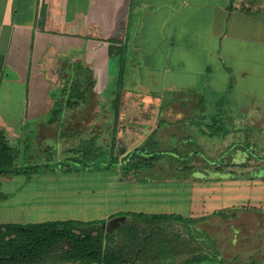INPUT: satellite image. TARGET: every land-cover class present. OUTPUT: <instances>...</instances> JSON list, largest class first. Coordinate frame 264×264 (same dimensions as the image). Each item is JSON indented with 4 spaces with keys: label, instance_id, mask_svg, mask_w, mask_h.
I'll use <instances>...</instances> for the list:
<instances>
[{
    "label": "crops",
    "instance_id": "0c3cea01",
    "mask_svg": "<svg viewBox=\"0 0 264 264\" xmlns=\"http://www.w3.org/2000/svg\"><path fill=\"white\" fill-rule=\"evenodd\" d=\"M75 63L93 72L98 93L118 80L120 75L114 73L119 66L127 83L122 98L126 122L131 111H137V100H141L138 107L180 100L196 108L199 102L208 107V100L215 98L213 110L223 109L231 129H247L249 122L264 115V0H0V84L5 73L9 79L13 72L26 83L34 78L33 88L40 92L34 106L32 102L29 108L28 102L18 127L5 128L14 143L23 148L28 135L32 143H39L46 130L55 134V126L49 123L48 94L56 90L59 72H70ZM178 114L160 112L154 118L171 121L175 117L173 121L187 124L197 116ZM156 128L154 124L143 131ZM176 128L185 130L184 125ZM187 129L197 130L188 124ZM83 173L46 170L0 177V190L6 195L0 201V224L120 216L127 221L125 212L181 214L154 209L164 208L170 200L189 202L188 213L181 214L187 217L215 211L206 214L200 208L197 213L193 196H169L165 188L155 186L162 187L159 182L127 178L125 196H114L118 195L112 188L115 182L100 191L102 196H94V189L80 188L96 177ZM37 181L46 187L36 190ZM143 205L147 209H139ZM5 213H16L21 219H4ZM258 261L264 264V258Z\"/></svg>",
    "mask_w": 264,
    "mask_h": 264
},
{
    "label": "trees",
    "instance_id": "16d2710c",
    "mask_svg": "<svg viewBox=\"0 0 264 264\" xmlns=\"http://www.w3.org/2000/svg\"><path fill=\"white\" fill-rule=\"evenodd\" d=\"M124 63L125 57L123 67ZM58 75L49 123L55 126L60 141L53 149H42L28 135L22 148L0 126V177L21 173L31 176L59 168L79 171L116 166L123 179L129 175L137 178L167 161L168 168L176 167L175 174L181 171L184 180L196 179L195 174L202 180H264V139L260 137L264 129H231L221 107L210 111L205 102H199L194 113L197 116L187 123L196 127L195 131L186 130V122L160 119L156 130L139 145L119 154L115 152L117 134L126 127L122 119L124 72L101 93L95 89L93 72L85 65L75 63L70 72ZM107 91L110 98H103ZM179 125L185 130L176 128ZM173 129V136H181L180 143L164 150L163 132ZM215 140L224 148L216 150ZM56 148L61 155L57 158L53 154ZM106 151L109 158L93 162ZM47 153L51 155L46 157ZM5 198L0 190V201ZM241 210L264 214L261 208L250 206L219 209L202 217L130 212L116 234L103 229L106 220L4 223L0 224V264H256L259 261L250 256L244 260L238 255L225 256L217 239L202 225L212 217L237 218Z\"/></svg>",
    "mask_w": 264,
    "mask_h": 264
},
{
    "label": "rangeland",
    "instance_id": "374dc122",
    "mask_svg": "<svg viewBox=\"0 0 264 264\" xmlns=\"http://www.w3.org/2000/svg\"><path fill=\"white\" fill-rule=\"evenodd\" d=\"M116 72L115 76H119V66H115ZM114 68V69H115ZM6 74L3 76V80L0 84V126L3 128L18 127L20 117L26 114L29 102V108L33 106L39 96V91L37 92L34 88V78H30V81L26 83L21 75L16 73H11L10 78H6ZM34 75V74H33ZM37 78V77H35ZM117 80H115L116 82ZM111 85V84H110ZM115 86V85H114ZM124 87H127V83L124 84ZM56 90L49 92L48 96L51 97ZM42 94H40L41 96ZM103 98H110L111 93L107 91L104 94ZM134 108L138 111L129 115L130 119L125 123L126 126L123 129L119 130L117 134V145L115 152L119 154H124L128 150H132L135 146L139 145L145 138L146 133L143 131L144 128H149L150 125L158 124V120L154 118L155 114L160 112H167L169 115H177L180 112L184 113L183 115L187 118L196 112L195 106L192 103L186 102H177V103H166L162 101L160 103H148L144 104L142 108H139V102ZM216 100L215 98H210L208 100V107L214 109ZM49 107H52L50 104ZM50 109V108H49ZM178 114V116H181ZM196 115V114H194ZM107 114H104L103 117H106ZM138 116L140 120L134 121L135 117ZM155 119V120H154ZM173 120H176L173 117ZM31 123V122H30ZM29 123V124H30ZM249 125L255 127L256 129H264V115H260L257 119L249 122ZM133 126V127H132ZM132 127V128H131ZM149 130V129H147ZM151 131V130H149ZM103 132V130H102ZM175 129L172 131H164L162 138H164L162 149L172 150L176 148L177 144L180 143L181 136H173ZM261 139H264V134L260 135ZM11 141L13 140L10 137ZM60 140L57 138L56 133L54 134L53 130H46L41 134V140H34L35 145H39L41 148H55L57 142ZM54 142V143H53ZM171 142L172 144H169ZM219 140L214 141V147L216 150L224 148V144H220ZM174 143V144H173ZM209 145V142L207 143ZM264 145V141L262 142ZM212 145V144H211ZM181 150L185 151L186 147L181 146ZM50 153V151H49ZM54 156L60 157L59 153L56 151L53 152ZM52 154V155H53ZM51 154H46L48 157ZM109 152H105L103 157H97L93 162H99L103 160L104 157H108ZM110 157V156H109ZM108 157V158H109ZM101 163V162H100ZM167 161L159 162L157 166L153 169H147L145 172L137 176L139 180L133 175H129L127 179L138 181L141 183H158L162 187L155 185L157 188H165V191L169 193V196H193V207L194 210L202 208L206 214L213 212L214 210L224 209L231 207L233 205H242L244 207H259L262 210L264 209V180H202L197 179L200 177L199 174H195L196 179L191 177L184 180V177L180 176L182 172L178 174L176 167H173L171 170L168 168ZM179 164L178 166H182ZM61 171L62 168H59L55 171ZM108 170V171H106ZM80 172L87 171L83 173L84 176H95L98 182L105 180L102 183H95L94 180L88 179V181L81 186L80 189H94V196H102L100 191L106 187L110 182H115L112 188H115L118 195L114 193V196H125L123 193L129 190L127 183L124 182L123 174L121 170L114 166L111 168H100L93 169V172H89L90 169H80ZM78 171V172H79ZM44 171H42L43 173ZM121 174V177H119ZM169 175L172 177L169 178ZM176 175H179L175 179ZM126 179V178H125ZM175 180V181H173ZM64 184V183H63ZM27 185V184H26ZM15 186V183L11 186H4V189H10ZM43 186L46 187V184L42 182H35L33 188L36 190H42ZM65 186V185H64ZM139 187H137L138 189ZM114 189V190H115ZM157 190V189H156ZM163 190V189H162ZM137 193L136 195H139ZM121 206H125L121 203ZM128 207V206H125ZM139 209H147V206H139ZM156 211H171L178 212L181 214H187L190 206L189 202L175 201L170 200L168 204L161 209L154 208ZM124 213V212H123ZM128 213V212H125ZM4 219L14 220L21 219L16 213H5ZM41 219V218H40ZM98 220V219H96ZM110 220L105 221V230L110 231L111 234H116L119 231ZM203 227L210 232V234L217 239V245L219 246L221 252L227 257H233L238 255L242 260L247 259L249 256L260 260L264 258V214L255 211L241 210L237 218H232L229 220H222L219 217H212L211 219L204 221L202 223Z\"/></svg>",
    "mask_w": 264,
    "mask_h": 264
},
{
    "label": "water",
    "instance_id": "95a60500",
    "mask_svg": "<svg viewBox=\"0 0 264 264\" xmlns=\"http://www.w3.org/2000/svg\"><path fill=\"white\" fill-rule=\"evenodd\" d=\"M126 221V216H120V217H116V218H113V219H111L110 220V222H114L113 224L117 227V228H119L120 226H121V224L123 223V222H125ZM103 229L105 230V223L103 224ZM106 231V230H105ZM107 232H109L110 233V231H108L107 230Z\"/></svg>",
    "mask_w": 264,
    "mask_h": 264
},
{
    "label": "flooded vegetation",
    "instance_id": "af4514ba",
    "mask_svg": "<svg viewBox=\"0 0 264 264\" xmlns=\"http://www.w3.org/2000/svg\"><path fill=\"white\" fill-rule=\"evenodd\" d=\"M143 106H144V104H142L141 106H139V108H142ZM137 111H138V110H137ZM125 113H126V112H125ZM131 119H132V118H131ZM131 119H130V120H131ZM136 120H137V121L140 120L138 116L135 117L134 121H136ZM148 134H150V133L147 132L145 136H147Z\"/></svg>",
    "mask_w": 264,
    "mask_h": 264
}]
</instances>
